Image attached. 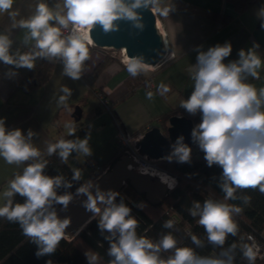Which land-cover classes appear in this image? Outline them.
<instances>
[{
  "label": "clouds",
  "instance_id": "1",
  "mask_svg": "<svg viewBox=\"0 0 264 264\" xmlns=\"http://www.w3.org/2000/svg\"><path fill=\"white\" fill-rule=\"evenodd\" d=\"M14 3L15 0H0V14L18 15L12 11ZM157 3L158 0H132L130 4L126 0H63V9L66 11L61 14V11L51 10L46 3L38 2L33 15L13 24V27L28 30L25 42L29 39L35 41L34 49L22 54H10L12 41L8 35L0 34V61L32 69L37 58H60L64 74L72 80H78L85 61L89 59V45L93 43L89 33L95 25H101L107 33L117 28L115 21L126 18L136 21L137 27H143L136 9L152 5L154 11L165 17L172 10L171 7H155ZM258 15L262 19L261 30H264V7ZM70 25L71 32L65 36L62 29H68ZM258 47V44H254L247 52L240 49L239 59L229 63L224 61L232 53L230 42L216 44L207 51H198L197 64L191 77L195 82L194 90L186 100L180 102V106L188 113H202V121L195 127L192 136L199 141L207 165L211 167L217 164L222 168L223 182L220 187L225 201L235 200V193L240 189L258 188L264 194V87L258 91L252 84L245 82L248 76L259 79L257 70L262 61L254 51ZM149 67L143 63V57L126 58V71L132 77L147 71ZM159 88L164 92L170 91L164 84L159 85ZM62 91L67 95L61 96L60 102L65 103L71 92L67 87ZM152 96V92L147 93L148 99ZM5 122L6 118H0V158L9 165H20L40 157V150L30 142L35 133L29 129L25 136L20 128L8 130ZM67 127L68 135L74 136V124L70 123ZM182 141L183 137H180L173 155L179 161L187 162L191 149ZM73 151L90 155L88 138H61L47 145V154H58L63 162L68 161ZM46 164L47 161L28 163L22 174L15 175L4 192V196L9 199L0 207V217L19 222L23 233L39 246L36 253L38 257L55 251L70 222L68 219H59L56 211L50 210L53 203L66 208L72 199L67 194L57 195L56 188L61 185L62 177L45 175ZM79 177L80 172L75 171L73 179ZM162 179L167 182L166 178ZM87 185L77 189L78 194L85 193L88 196L86 208L100 216L101 230H107L112 237L119 233L118 239L110 243L108 254L114 257L111 264H233L231 253L236 244L222 251L219 256H199L190 247H177V241L171 234L164 235L156 243L146 237H138V222L130 215V208L123 203L115 204L116 194L112 192L106 195L97 190L93 196ZM169 187L172 185L169 184ZM14 194L26 199L23 203L13 205L11 197ZM248 199L245 197V202ZM98 201L105 205L103 212L97 206ZM241 212L240 207L209 199L202 206L196 202L190 214L199 216L197 223L204 228L208 242L223 248L229 235H237L238 224L233 217ZM173 224L174 221L168 220L164 227L172 228ZM191 240L198 247L202 246L196 235H192ZM248 240L252 241L253 238L249 236ZM170 249L175 250L174 255L166 260L161 259V250ZM242 253L249 264H255L260 249L255 242L244 243ZM89 259L95 261L97 256L90 255Z\"/></svg>",
  "mask_w": 264,
  "mask_h": 264
},
{
  "label": "crops",
  "instance_id": "2",
  "mask_svg": "<svg viewBox=\"0 0 264 264\" xmlns=\"http://www.w3.org/2000/svg\"><path fill=\"white\" fill-rule=\"evenodd\" d=\"M38 2L46 3L51 10L61 11V14L66 11L63 0H15L12 11L18 15L0 14V34L8 35L12 41L10 54L21 53L24 47L35 42L30 39L25 42L28 30L13 27V24L33 15ZM155 7L172 9L166 17L155 11L167 52L172 55L150 73L143 72L132 77L126 71V63L116 58L104 65L92 84L93 91L89 92L85 77L105 55L102 48L92 44L89 45V59L85 61L80 79L72 80L66 76L63 63L55 62L45 83L24 90L18 84L29 69L0 61V118H6V129L20 128L25 136L31 129L35 135L30 142L42 154L47 151V145L61 134L62 124L66 127L74 124L75 129L86 126L88 137L93 135L95 138L88 157L91 159L95 154L93 146L98 142L97 147L107 149L104 160L108 161L117 151V142L113 138L115 126L137 137L151 126H167L168 118H164L163 114L169 111L170 115L191 117L202 114L199 111L188 113L180 102L186 100L194 90L195 82L191 77L197 64L198 51H207L211 46L226 42L231 43L232 53L225 63L238 60L240 49L247 52L254 44L259 45L254 49L262 61L257 70L259 79L248 76L245 82L258 91L264 87V30L258 23L261 9L259 0H253L240 11L226 0H158ZM142 74H151V80L156 85L150 87L148 82L143 83ZM161 84L167 85L170 91L160 89ZM64 87L70 89L71 95L67 96L65 103H61L60 97L67 95L62 91ZM97 89L104 92L110 110L102 106L97 98L89 104L88 98ZM148 92L153 93L151 99L147 97ZM84 116L86 120H83ZM21 165H9L0 158V201L8 190L7 180Z\"/></svg>",
  "mask_w": 264,
  "mask_h": 264
},
{
  "label": "trees",
  "instance_id": "3",
  "mask_svg": "<svg viewBox=\"0 0 264 264\" xmlns=\"http://www.w3.org/2000/svg\"><path fill=\"white\" fill-rule=\"evenodd\" d=\"M226 1L238 11L244 10L253 2V0ZM259 3L261 8L264 7V0H259ZM258 23H262L261 18ZM34 44L35 42L31 45L33 49ZM54 59L37 58L34 61V67L28 70L18 86L28 90L34 85L45 83L55 64ZM114 59H116L114 56L105 54L89 76L85 77L89 92L93 91L92 84L104 65ZM150 75H140L143 83L151 79L152 76ZM110 109L109 105L108 110ZM170 113L171 111L163 114V117L168 118ZM186 116L191 117L190 115ZM191 118L195 127H197L202 121V114ZM162 127L163 129L166 128L165 125ZM86 132V126H79L76 128L74 136L61 132L57 138L53 139V143L61 138L79 140ZM190 149V160L187 162L179 161L178 157L173 155L174 151L166 158L155 160L158 168L176 177V183L167 190L166 196L159 204L152 205L147 202L144 195L137 193L128 182H125L121 191L115 195L114 203H123L130 208V215L138 222L136 227L138 237H146L156 243L164 235L171 234L177 241V247H190L199 256H219L222 251H226L232 244H236V248L231 253L233 264H249L243 256L242 245L251 242L248 240L249 235L261 245H264V194L258 188L240 189L235 193L237 197L235 200L225 201L224 193L220 187L223 182L222 168L217 164H213L211 167L207 165L204 158L205 153L200 148L198 140ZM77 153L78 151H73L68 161L63 162L58 154L49 156L47 151H45L40 157L22 163L19 170L13 174V177L17 174H22L28 163L47 161L44 174L50 177H62L61 185L56 188L57 195L67 194L73 199L78 194L77 189L85 187L92 181V176L89 175V172L96 165L103 168L110 166L122 156V149L117 144V151L113 156L105 163L94 164L87 172L85 179L81 177L73 179L75 170L70 161L76 158ZM68 184L71 186H66ZM245 197L249 198L247 202H245ZM8 199V197H5L1 207L7 203ZM11 199L13 205H15L16 203H23L26 198L21 197L19 194H14ZM209 199L225 202L242 209L240 214H235L233 217L238 224L239 231L236 236L229 235L226 238L223 248L208 242L204 228L197 223L199 216L193 217L190 214L196 202H199L202 206L204 201ZM62 206L61 204L53 203L50 210L57 211ZM104 207L105 205L103 204L101 212H103ZM99 220L100 216L97 214L73 236L64 235L53 253L38 257L36 253L39 251V246L23 233L19 222L9 221L6 217H0V264H48L49 261L51 264H111L114 257L108 254L110 243L118 239L119 233L117 232L116 236L112 237V234L107 230H101ZM168 220L174 221L172 228L164 227L165 222ZM192 235H196L200 239L202 246L198 247L193 244ZM109 237H111V240ZM174 251V249L161 250L160 258L166 260L174 255ZM90 255H96L97 259L91 261L89 259ZM255 264H264V255L257 257Z\"/></svg>",
  "mask_w": 264,
  "mask_h": 264
},
{
  "label": "water",
  "instance_id": "4",
  "mask_svg": "<svg viewBox=\"0 0 264 264\" xmlns=\"http://www.w3.org/2000/svg\"><path fill=\"white\" fill-rule=\"evenodd\" d=\"M126 2L130 4L132 0ZM150 7L151 5L148 8L141 7L135 10L143 27H137L136 21L126 18L115 21L117 28L107 33L101 25H95L89 33L93 45L100 48L123 49L130 58L143 57V63L157 65L166 54V44L156 26V16ZM194 129L195 125L191 117L173 114L168 117L165 129L158 125L151 126L135 138L134 145L138 153L147 158L155 160L166 158L175 150L180 137H183L182 143L188 147L197 142L192 136ZM136 164L130 156L122 155L87 185L88 191L93 196L96 195L97 190L106 195L108 192L117 194L125 182H128L137 193L144 195L147 202L152 205L159 204L166 196L167 185L158 175L136 170ZM87 199V194L79 193L66 208L62 206L56 211L59 219L70 221L64 230L66 236H73L78 227L88 222L95 214L86 208ZM102 205L103 203L98 201L97 206L101 208Z\"/></svg>",
  "mask_w": 264,
  "mask_h": 264
},
{
  "label": "built area",
  "instance_id": "5",
  "mask_svg": "<svg viewBox=\"0 0 264 264\" xmlns=\"http://www.w3.org/2000/svg\"><path fill=\"white\" fill-rule=\"evenodd\" d=\"M151 10L155 14V11L153 10V6L151 7ZM156 26L159 29V31L161 32V30L159 28V24H158L157 18H156ZM62 32H63V34L65 36L70 34L71 25L69 26L68 29H62ZM161 33L164 36L163 32H161ZM32 50H33V48L31 46H26V47H24L22 49L21 54L29 52V51H32ZM171 55L172 54L169 55V53L167 52V49H166V54H165L164 58L162 59V61H164L168 56H171ZM54 61L57 62V63H63V61L60 58H55ZM121 61L126 63V59L124 58V56H123V58H121ZM148 85L150 87H154L156 84L154 82H152V80L150 79L148 81ZM94 92H95L94 93L95 96L98 98V100L100 101L101 105L108 109L109 108L108 99L106 98L104 92L102 90H98V89L95 90ZM135 138H136V136L127 134L120 126H117L115 140H116V142L118 144V147L120 149H122V154H126V155L130 156L137 163L136 164V168L140 172L143 171V172H147L148 174L152 175L151 171H154V172H156V174H154V175H157L158 173L165 175L167 178L172 180V182H173L172 187H173L174 184L176 183V177L173 174L158 168L156 163H155V159H150V158H147L145 155H140L138 153L137 148L134 145ZM107 168H108V166L103 168V167H101L99 165H96L95 168H93L89 172V174L92 177H95V176L97 177L99 174L104 172ZM159 178H160V176H159ZM166 185H167V188L170 189L168 184H166ZM249 236H251V235H249ZM252 242H255V244L260 249V253H259L258 257L264 255V245H261L254 238L249 244H251Z\"/></svg>",
  "mask_w": 264,
  "mask_h": 264
},
{
  "label": "rangeland",
  "instance_id": "6",
  "mask_svg": "<svg viewBox=\"0 0 264 264\" xmlns=\"http://www.w3.org/2000/svg\"><path fill=\"white\" fill-rule=\"evenodd\" d=\"M152 6V5H151ZM105 54H108V55H111V56H114L115 58H117V59H121V58H123V53H122V51H120V50H116V49H113V48H110V47H105V48H102L101 49ZM121 61V60H120ZM123 62V61H122ZM148 65V64H147ZM150 67V69L148 68L147 69V71H143L144 73H150V72H152V70H154V66L151 68V65H149ZM143 72H141V73H143ZM95 94L93 95H91V97L90 98H88V102H89V104L90 103H93L94 102V98L96 99L97 97L95 96ZM98 99V98H97ZM99 104V103H98ZM90 106V105H89ZM91 107H92V104H91ZM108 114V113H107ZM154 118V117H153ZM87 118H86V116H84L83 117V120H86ZM87 125H89L88 126V131L89 130H91V128H90V123H88ZM115 125V124H114ZM62 128H61V132H63V133H68V129H67V127L65 126V125H63L62 124ZM94 126V125H93ZM53 128V127H52ZM116 131H117V127L115 126V131H114V133H113V138H114V141H116L115 140V135H116ZM88 138V146H89V148L91 147V145H93L94 144V141H95V138L93 137V135H90V137H88V133H86V135L83 137V138H81V139H84V138ZM97 145H98V142L97 143H95V145L93 146L94 147V149H96V152H95V154H92V158L90 159L89 157H88V155H84L82 152H78L77 153V156H76V158L75 159H72L71 161H70V164L72 165V167H73V169L75 170V171H79L80 172V177L82 178V179H85L86 178V175H87V172L89 171V169H90V166L91 165H94V164H96V163H98V164H102V163H105V161H107V160H104L105 159V154H106V152H107V149L106 148H100V147H97ZM90 149H93V148H90ZM99 149V150H98ZM109 151V150H108ZM111 155V154H110ZM96 162V163H95ZM92 163V164H91ZM96 177V176H95ZM95 177H92V179H94ZM14 177L12 176L10 179H8L7 181H10V180H12ZM8 188V187H7ZM7 191V190H6ZM76 197V196H75ZM74 197V198H75ZM73 198V199H74ZM4 199H5V196L2 198V200L0 201V207H1V205H2V203H3V201H4ZM72 199V200H73ZM94 216H97V214H94L92 217H94ZM86 223L87 222H85L83 225H81V226H79L78 227V229H77V231L76 232H78L79 230H81L85 225H86ZM66 236V235H65Z\"/></svg>",
  "mask_w": 264,
  "mask_h": 264
},
{
  "label": "bare ground",
  "instance_id": "7",
  "mask_svg": "<svg viewBox=\"0 0 264 264\" xmlns=\"http://www.w3.org/2000/svg\"><path fill=\"white\" fill-rule=\"evenodd\" d=\"M162 32V31H161ZM90 36V35H89ZM91 38V37H90ZM92 40V39H91ZM93 44V43H92ZM120 51H122V53H123V56H124V58L126 59V58H130V57H128L125 53H124V51H123V49H120ZM151 68H152V66H151ZM136 170H138L137 168H136ZM139 171V170H138ZM140 172V171H139ZM141 173H147V172H143V171H141ZM151 174L152 175H154V174H156V172H154V171H151ZM158 176H160V179L164 182V183H166V184H168V186H169V184H173V182H172V180L171 179H169V178H167L165 175H163V174H160V173H158L157 174ZM162 178H166V181L167 182H165V179H162ZM96 179V178H95Z\"/></svg>",
  "mask_w": 264,
  "mask_h": 264
}]
</instances>
